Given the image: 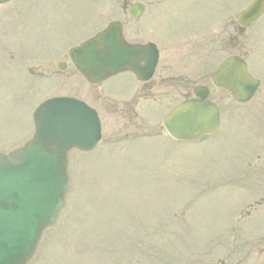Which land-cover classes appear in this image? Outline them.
I'll use <instances>...</instances> for the list:
<instances>
[{
    "label": "rangeland",
    "instance_id": "rangeland-1",
    "mask_svg": "<svg viewBox=\"0 0 264 264\" xmlns=\"http://www.w3.org/2000/svg\"><path fill=\"white\" fill-rule=\"evenodd\" d=\"M33 1L28 0L42 9L37 14L32 13L31 8L23 7L27 0H15L10 7L0 11V67L7 65L8 56L22 47L26 24L21 22L27 11L29 18L37 15L38 19H29L27 32L31 28H39L42 32L35 37L27 33L25 55L48 57L55 52L54 60H59L69 47L93 35L108 19L117 18L121 2L95 0L92 16L87 17L84 10L88 8L89 0ZM248 1L166 0L157 10L152 8L150 16L169 24L174 38L197 29L206 32L212 20H217L221 27ZM51 2L55 5L62 2L69 8L78 6L81 12L70 15L79 18L61 16L57 19L56 14L47 10ZM145 28L143 26V30ZM149 28L153 29V26ZM258 29L264 31V19ZM131 32L129 39L134 40ZM148 32L143 37H148ZM262 35L264 37V32ZM199 36L165 47L163 60L168 61L172 73L185 72V69L207 73L232 49L226 33L212 36L210 40L213 41ZM244 43L246 38L239 41L243 48ZM180 53L184 55L181 59ZM18 61V56H14L13 64L0 72V151H8L30 138L31 113L43 98L52 94L90 96L81 79L70 69L62 73V79L66 81L76 76V80L59 89L55 81L39 83L26 71L32 63L20 68ZM256 68L257 64L250 65L251 71L258 75ZM113 81L97 90L98 94L107 93L110 99L100 105L102 140L90 154L70 153L65 205L56 223L43 235L30 264H207L214 261L218 249L211 241L217 228L210 231L209 243L202 239V231L206 230L203 225L214 224L216 212L218 219H222V207L216 204L222 197L199 198L202 191H198L197 183L203 179L204 171H210L209 163L222 160L209 148L237 144L242 135L253 128L247 116L248 106L235 108L238 111L232 114L231 107L225 105L224 95L212 90L211 97L221 103L222 120L216 134L220 139L217 141L215 136L214 140L183 145L167 141L159 131L161 116L171 107L174 95L181 89L172 87L162 91L168 95L156 99L149 110H146L148 106L142 108L139 104L126 110L133 104L130 102L125 106L123 102L128 99L115 102L114 107L111 105L114 96L126 95ZM104 105L107 106L105 112ZM114 108L115 112L112 111ZM145 110L151 113L148 115ZM132 112L139 117L136 126L130 123L135 120ZM249 153L250 150L240 160L246 159ZM214 184L215 181L208 188L210 193L218 191ZM228 251L218 257H227Z\"/></svg>",
    "mask_w": 264,
    "mask_h": 264
},
{
    "label": "water",
    "instance_id": "water-1",
    "mask_svg": "<svg viewBox=\"0 0 264 264\" xmlns=\"http://www.w3.org/2000/svg\"><path fill=\"white\" fill-rule=\"evenodd\" d=\"M258 7L255 3L253 11ZM108 30L71 51L72 63L87 83L129 68L136 56V49L120 40L117 26ZM244 74V66L229 59L214 75L215 85L245 101L252 89ZM216 117L210 104L189 101L164 119L163 125L171 138L190 140L212 133ZM93 122V116L80 107L60 112L51 123L41 121L33 140L22 149L0 155V264H25L42 230L55 220L67 186L66 152L72 147L91 148L96 133Z\"/></svg>",
    "mask_w": 264,
    "mask_h": 264
},
{
    "label": "flooded vegetation",
    "instance_id": "flooded-vegetation-1",
    "mask_svg": "<svg viewBox=\"0 0 264 264\" xmlns=\"http://www.w3.org/2000/svg\"><path fill=\"white\" fill-rule=\"evenodd\" d=\"M264 77V73H263ZM152 85V83H150ZM264 89V81L261 83ZM182 98H188L190 96L189 89L186 88ZM258 101L262 105L261 109L264 111V92L260 94ZM256 160L253 165L250 163L246 164V168L242 170H235L237 174L248 176L246 179L249 182V189L260 185V192L249 191L245 194L248 204H245V208L238 209L242 204L237 205L235 209L237 213L232 219V224L230 227L228 237H225V233L221 238L216 241L219 245H228L234 249H244L247 248L248 252L245 253L243 258L244 262L248 259L254 257L256 264H264V156L262 159L255 156ZM248 231V235L243 238L241 232ZM223 264V263H219Z\"/></svg>",
    "mask_w": 264,
    "mask_h": 264
}]
</instances>
